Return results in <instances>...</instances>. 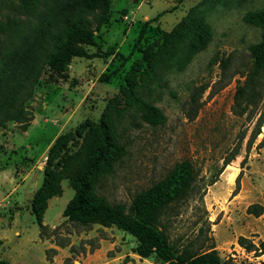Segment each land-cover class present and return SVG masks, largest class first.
Returning <instances> with one entry per match:
<instances>
[{
	"label": "rangeland",
	"instance_id": "1",
	"mask_svg": "<svg viewBox=\"0 0 264 264\" xmlns=\"http://www.w3.org/2000/svg\"><path fill=\"white\" fill-rule=\"evenodd\" d=\"M253 10H264V0H110L107 20L94 31L96 47H86L99 49L101 56L73 57L66 70L50 71L27 102L33 115L27 130L12 122L0 129V170L5 168L0 175V251L7 237L16 264H163L137 254L136 238L115 225L82 226L63 217L74 194L67 178L61 181V195L47 201L43 223L48 230L42 238L27 210L55 138L83 122L97 123L114 97L122 108L120 87L133 63L194 12L210 26L206 46L182 64L158 69L148 88H140L141 97L164 113L165 122L145 123L137 106L118 114V141L126 152L112 173L98 178L95 192L130 212L138 192L188 160L197 188L191 198L166 208L163 222L170 239L197 253L213 248L227 264H264V251H246L237 241L239 236L256 245L264 240V119L261 126L258 121L264 114V88L256 106L242 115L234 111L236 90L254 65L249 46L260 39V28L244 20ZM111 47L112 54L105 56ZM103 73L107 81L100 80ZM76 140L61 155L75 152L81 138ZM251 204L262 206V213H248ZM18 206L21 214L8 230L9 215Z\"/></svg>",
	"mask_w": 264,
	"mask_h": 264
},
{
	"label": "trees",
	"instance_id": "2",
	"mask_svg": "<svg viewBox=\"0 0 264 264\" xmlns=\"http://www.w3.org/2000/svg\"><path fill=\"white\" fill-rule=\"evenodd\" d=\"M109 7L110 0H0V129L12 122L22 131L27 130L33 120L27 102L50 71L66 70L73 57L101 56L99 49L89 52L86 47H96L94 31L107 20ZM244 20L260 28V39L249 46L254 65L235 93L234 111L239 115L257 105L264 88V10L248 11ZM143 31L144 28L141 34ZM209 36V24L194 12L188 14L164 34L161 44L148 45L142 51V59L133 63L120 87L122 108L117 105L120 98L114 97L97 123L83 122L74 132L55 138L48 148L43 180L30 202L40 238L48 230L43 223L47 201L61 195V181L67 178L74 190L62 212L67 220L82 226L115 225L136 238L137 254L152 256L159 263L227 264L213 248L201 253L181 249L170 239L167 224L163 222L166 208L191 198L196 191V176L190 161L176 163L162 179L138 192L130 212L122 204L110 203L95 192L98 178L112 173L114 164L126 152L118 141V114L127 107L137 106L145 123L153 126L164 123V113L141 97L140 88H148V81L156 79L158 69L182 64L202 50ZM184 52L186 58L182 60ZM103 54L111 55L112 47ZM259 76L260 79H255ZM108 79V74H101L100 80ZM263 119L264 114L258 118L259 126ZM258 133L257 129L255 136ZM75 138H81L77 150L61 155L69 141L78 144ZM236 154L237 151L224 160L223 168ZM247 211L258 216L262 206L251 204ZM237 241L246 251H264V240L256 245L239 236ZM46 258L51 260L48 254ZM0 264L10 263L0 259Z\"/></svg>",
	"mask_w": 264,
	"mask_h": 264
},
{
	"label": "crops",
	"instance_id": "3",
	"mask_svg": "<svg viewBox=\"0 0 264 264\" xmlns=\"http://www.w3.org/2000/svg\"><path fill=\"white\" fill-rule=\"evenodd\" d=\"M7 165V164H6ZM4 170H5V168L4 169H2V170H0V175H1V173H3L4 172ZM14 170H15V167H14ZM13 171V170H12ZM10 174H12V172L10 173ZM26 174H28V172L26 173ZM25 174V175H26ZM13 175V174H12ZM14 176V178H15V175H13ZM9 195V193H7L6 195H4L3 196V198H5L6 196H8ZM20 206H18L17 207V209H15L12 213H10V215H9V221L7 222V228H8V230L9 229H11L12 227H14L15 226V224H16V222H17V220H18V218H19V216H20V214H21V210L20 209H18ZM29 213H31V211H30V208L27 210ZM6 228V229H7ZM13 234H15V235H19V231H18V229H16V228H14L13 229ZM2 237H5L4 235L2 236ZM38 237H39V231H38ZM6 240H7V237L5 238ZM40 239V238H39ZM6 240L4 241V245H6V248L4 249V250H1L0 251V259H3V260H6V261H8L10 264H16V262L17 261H14V259H12L13 258V256H12V251H11V249L7 246V243H6ZM41 240V239H40ZM42 242V241H41ZM43 244H44V246H45V243L46 242H42ZM46 247V249H47V246H45ZM45 256V255H44ZM46 257V256H45ZM45 260L46 261H48L46 258H45ZM49 262V261H48ZM50 264V263H49Z\"/></svg>",
	"mask_w": 264,
	"mask_h": 264
}]
</instances>
